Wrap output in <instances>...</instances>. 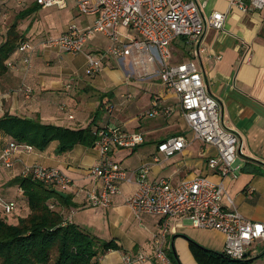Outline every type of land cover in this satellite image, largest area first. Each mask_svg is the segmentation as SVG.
Returning <instances> with one entry per match:
<instances>
[{"label":"crops","instance_id":"obj_1","mask_svg":"<svg viewBox=\"0 0 264 264\" xmlns=\"http://www.w3.org/2000/svg\"><path fill=\"white\" fill-rule=\"evenodd\" d=\"M197 1L205 14L224 12V26L219 30L206 29L197 56L192 55L184 38H176L184 51L180 59L173 55L172 60L194 58L201 69L205 87L218 101L223 126L240 136V150L236 158L240 168L237 173L221 177L207 167V160L217 154L216 148L192 137L181 115L176 94L166 88L157 75H140L130 57H106L100 71L94 76H87L84 72L85 53L98 52L108 44L97 42L95 34L85 44L84 51L78 54V69L60 63L53 54L54 50L60 51L42 45H38L32 53L28 65L21 61L18 51L11 54L8 60L11 65L0 75V117L8 113L69 128H83L93 122L91 129L94 132L104 126H120L141 132L143 141L135 148H118L110 152V157L128 171H135L142 163L151 162L161 140L184 135L190 141L188 146L168 159L153 163L149 178L169 177L177 183L182 179L205 175L224 185L227 195L245 218L264 222V7L243 10L236 3H231L232 0ZM30 4L26 0L23 4L10 0L8 17L12 9H24ZM74 12L76 22H83L82 26L92 21V16ZM5 26L6 31L9 25ZM41 40L34 39L36 43ZM181 41L187 43V48L182 46ZM68 83L70 87H67ZM154 103L160 112L155 116L141 117V113L150 111ZM161 108H169L170 113H162ZM11 140L10 136L0 132V151ZM55 147L56 142L52 141L43 150L33 148L30 152H16L17 161L13 168L0 166V196L15 201L19 207L16 217L26 212L22 207L24 195L10 181L20 175L25 164L58 167L76 185L90 187L94 184L95 180L86 176L85 169L100 162L101 156L95 145L76 144L60 154L55 152ZM120 189V194L112 196L109 207L93 209L84 203L82 195H74V187L65 192L56 188L72 196L74 205L65 211L69 221L90 232L84 225L89 216H93L98 219L102 230L90 233L105 241L112 240L117 245V248L108 249L100 255L96 264H124L123 255L129 252L152 254L153 239L158 235L162 217L144 214L140 220L137 219L124 201L136 189L135 182H124L120 184ZM78 215L81 218L78 217L75 222L73 217ZM165 241L166 252H173L180 264H198L190 251L189 241L221 252L224 236L217 230L194 228L187 219L170 218ZM255 243L263 244L264 241ZM257 248L254 247L256 252L253 256L256 258L260 254ZM132 264L162 263L151 258Z\"/></svg>","mask_w":264,"mask_h":264},{"label":"built area","instance_id":"obj_2","mask_svg":"<svg viewBox=\"0 0 264 264\" xmlns=\"http://www.w3.org/2000/svg\"><path fill=\"white\" fill-rule=\"evenodd\" d=\"M9 1L0 0V23L8 18ZM14 1L17 4L24 2ZM32 1L41 8L68 7V0ZM72 1V8L77 14L92 16V21L84 26L70 23L57 37L43 38L38 43L34 39H23L17 46L21 61L28 65L38 45L60 52L82 53L87 41L99 33L108 44L98 52L85 53V74H97L106 57H130L140 75H157L166 88L176 94L181 115L192 137L216 148L217 154L215 158L207 160V167L221 177L237 173L240 168L236 163L240 136L223 126L218 101L206 90L198 63L194 58L173 61L171 48L176 38H184L190 45L192 55H199L200 38L208 27L222 29L226 14L221 11L205 14L197 0ZM231 3H236L243 10L264 7V0H248L246 3L232 0ZM66 85L70 87L69 83ZM161 110L162 113H170L169 108ZM159 112L154 103V107L141 117L155 116ZM95 134L94 145L101 159L97 165L85 169L86 176L95 180L92 186L76 185L60 168L40 163L23 165L20 175L62 190L74 187V195H82L84 203L95 208L109 207L112 196L121 193L120 184L135 182L136 189L124 199L126 205L139 220L142 215L149 214L161 216L162 222L158 235L153 239L152 254L129 252L123 255L124 264L151 258L162 264H170L165 249L167 221L170 218L187 219L194 228L221 232L224 236L221 252L230 259L245 260L255 255L253 243L264 241V222L245 218L234 206L221 182H214L205 175H196L177 183H173L169 177L149 178L153 163L168 159L188 146L190 141L184 135L161 140L151 162L142 163L135 171H128L110 157V152L118 148H135L143 141L142 133L120 126H106L97 129ZM33 148L26 143L9 141L0 151V166L13 168L17 161L15 153L30 152ZM19 193L22 194L21 188ZM0 208L3 213L9 214L15 209V202L0 197Z\"/></svg>","mask_w":264,"mask_h":264},{"label":"trees","instance_id":"obj_3","mask_svg":"<svg viewBox=\"0 0 264 264\" xmlns=\"http://www.w3.org/2000/svg\"><path fill=\"white\" fill-rule=\"evenodd\" d=\"M39 8L36 3H31L15 18L29 16ZM23 39L24 34L17 30L15 20L0 42V75L7 71L9 57ZM92 123L83 128H69L5 113L0 117V132L15 142L39 150L55 141V152L60 154L76 144L93 146L96 134L91 129ZM10 184L22 189V207L26 212L16 217L19 207L15 203V209L9 213L13 219L16 217L15 222L8 220L5 213L0 216V264H96L105 251L117 248L114 241L102 240L65 217V211L74 205L70 194L21 175L14 177ZM189 248L198 264H253L256 258L230 259L222 252L207 249L194 241H189ZM167 255L170 263L180 264L173 252L169 251Z\"/></svg>","mask_w":264,"mask_h":264},{"label":"rangeland","instance_id":"obj_4","mask_svg":"<svg viewBox=\"0 0 264 264\" xmlns=\"http://www.w3.org/2000/svg\"><path fill=\"white\" fill-rule=\"evenodd\" d=\"M28 4L32 2V0H26ZM73 1L68 0V7L66 8H58V7H48V8H39L36 12L30 14L29 16H26L21 19L15 18L16 14L22 10V9H12L10 12V16L8 17L6 24L3 26H0V38L5 37V25H10L13 21L16 20L17 22V30L19 32L24 33L25 38H47V37H57L60 32L66 28V26L70 23H75L77 26H82L83 22H76L77 20L74 17V11L72 9ZM73 20V21H72ZM94 38L97 42L102 43L103 45L107 44V40L102 37L100 34H95ZM93 38V39H94ZM179 41V40H177ZM185 48H187L185 42L181 41ZM172 51L173 55L180 59L183 55L182 47L180 46L179 42H176V39L172 42ZM56 57V59L60 63L68 64L69 66L74 68L79 67L80 60L78 59V54H72L68 52H57L54 50L53 53ZM147 111H143L141 114L146 113ZM84 186V185H81ZM56 189V188H55ZM59 189V188H57ZM63 192L67 190L59 189ZM90 208H95L88 206ZM3 216H5L4 213H2ZM6 217L8 220H13L12 214H6ZM78 217L81 218L79 215L74 216V221L77 222ZM86 226L85 228L89 230L90 232L94 233L96 230H102V226L98 225V219H94L93 216H89V218L85 222ZM258 247L257 249L260 251L259 257L254 260V264H264V243H254L253 248ZM263 253V254H262Z\"/></svg>","mask_w":264,"mask_h":264},{"label":"water","instance_id":"obj_5","mask_svg":"<svg viewBox=\"0 0 264 264\" xmlns=\"http://www.w3.org/2000/svg\"><path fill=\"white\" fill-rule=\"evenodd\" d=\"M202 38V37H201ZM201 38H200V40H201ZM200 40H199V43H200ZM206 90L208 91V89L206 88ZM209 92V91H208ZM257 257V256H256ZM249 259H251V258H249Z\"/></svg>","mask_w":264,"mask_h":264}]
</instances>
